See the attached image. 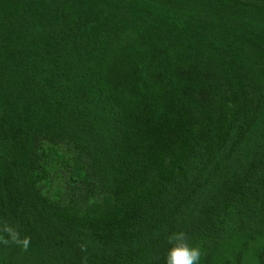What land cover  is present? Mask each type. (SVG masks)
<instances>
[{
  "label": "trees",
  "instance_id": "16d2710c",
  "mask_svg": "<svg viewBox=\"0 0 264 264\" xmlns=\"http://www.w3.org/2000/svg\"><path fill=\"white\" fill-rule=\"evenodd\" d=\"M0 264H264V0H0Z\"/></svg>",
  "mask_w": 264,
  "mask_h": 264
}]
</instances>
